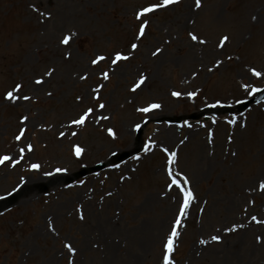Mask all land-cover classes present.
<instances>
[{
  "label": "rangeland",
  "instance_id": "rangeland-1",
  "mask_svg": "<svg viewBox=\"0 0 264 264\" xmlns=\"http://www.w3.org/2000/svg\"><path fill=\"white\" fill-rule=\"evenodd\" d=\"M158 3L0 0V264H163L182 199L168 168L194 196L173 264H264V223L252 220L264 221V100L243 102L264 87V0H179L136 18ZM117 52L129 59L113 65ZM18 83L20 98L4 99Z\"/></svg>",
  "mask_w": 264,
  "mask_h": 264
},
{
  "label": "snow or ice",
  "instance_id": "snow-or-ice-1",
  "mask_svg": "<svg viewBox=\"0 0 264 264\" xmlns=\"http://www.w3.org/2000/svg\"><path fill=\"white\" fill-rule=\"evenodd\" d=\"M178 2H179V0H162V3H158V4H155V5H150L148 7L143 8L142 10H140L137 13L136 18L139 20L142 16H144L147 13L153 12L156 8L165 7L167 5L178 3ZM196 7L197 8L200 7V0H196ZM146 26H147V21H145V22H143V23H141L139 25V36L137 37L138 39L144 35ZM73 35H75V34L73 33ZM188 35H189L190 39L192 41H194V42H198L200 44H205L206 43L205 40H198V37L195 34H193L192 32H189ZM70 40H71V36L66 35V36L63 37V39L60 41V43L63 44V45H68ZM227 40H228L227 36L221 37L220 40H219L218 47L222 48L225 45V43L227 42ZM131 47H132L133 50H135L138 47V45L133 43L131 45ZM159 51H160V49H157L156 52L153 53V55H156ZM104 59H106L104 56H97L96 58L92 59L91 64L95 66V65L98 64V62H100V61H102ZM127 59H129L128 56H124L121 53L117 52L115 54V57L112 59V64L115 65V64H117L118 61L127 60ZM221 63H222L221 61L217 60L215 66L219 67V65ZM208 70L212 71L211 68L208 69ZM53 71H54L53 69H49V71L46 72L45 75L51 76ZM250 71L252 72V75H254L256 77H260L262 75L259 71H256L255 69H250ZM102 76H103V79H105V80H107L109 78V75H108L107 72L102 73ZM86 78H87L86 76H81L80 77L81 80L86 79ZM144 79H145V77L143 75H141L140 81L137 83V85L135 87H139L140 84H142L144 82ZM43 82L44 81L42 79H36L34 81V83L36 85H41V84H43ZM135 87L132 89L133 91H135ZM21 88H22L21 84H19V83L16 84L11 91H8L5 94L4 99L15 101L16 99L20 98V97H17L14 93L19 92ZM92 91H93V93H97L99 91V89L98 88L97 89H93ZM51 94H52L51 92L47 93V95H49V96ZM249 94H251V92H249ZM171 95L173 97H179L181 95V93L173 91L171 93ZM195 95H196V93H194V92L188 93L189 97H192V96H195ZM22 99L29 100L30 97L29 96H23ZM80 99H81L80 97H77V100H80ZM92 99L93 100H97V99H99V97L97 95H93ZM104 107H105L104 104H99V108L100 109H103ZM160 107H161V105L153 103V104L149 105L148 107H144V108L138 109V111H140V112H149V111H151L153 109H158ZM93 110H94L93 107L86 108V110H84L82 112V114H80L77 118H74L71 121V123L74 124V125H78V126H84L86 121H87V119H88V117L93 113ZM102 118L103 119H109V117H107V116H104ZM26 119H27V117H24L23 120L21 121V123H23L24 120H26ZM235 122H236L235 119H232V120L228 121L229 124H235ZM214 123H215V121H214ZM137 127H139V126H137ZM241 127H244V125H241ZM24 131H25V129H23V128L20 129V135L16 136L17 140H20L21 136L24 134ZM72 134L76 135L75 132H73ZM108 134L110 136H113V137L115 135L111 128L108 129ZM61 135H63V133H61ZM211 135H212V133L210 132L209 136L211 137ZM29 150H31L30 146H29ZM21 151H23V149ZM81 151H82V149H80L79 147H76L75 152H76L77 156L80 155ZM162 151H164L166 153V155L168 156L167 163L169 165L174 164L175 163V157L177 155L176 152H169V150L166 149V148L162 149ZM233 155H235V153H233ZM9 159H10V157H8V156L0 157V164L4 163L5 161H7ZM38 167H39L38 165H35V164L32 165V168H34V169L38 168ZM167 171H168V175L170 177H172L171 183L169 184V188H172L173 186H175L177 189H179V194H180V196L182 198L181 202H180V205H179V214L176 216L175 223L173 224V226L171 228L170 234L168 235L166 242L163 244V249H164V251H163V264H173V261L170 259V254L173 251L174 238L178 236L177 226L180 225L181 218L186 215L187 209H188L190 203L193 201L194 196H193L192 191L187 187L189 181L187 180L186 177L181 176L180 173H176V175L173 176V174L171 172V168H168ZM260 188H261V190H264V182L260 183ZM80 219H83L82 215H81ZM252 220L256 221L258 223H264V221H258L256 216H253ZM228 230L235 231L236 229L232 228V229H228ZM219 239H220L219 236H213L212 237V240H214V241H219ZM257 241L258 242L260 241V237H257ZM200 242L204 243L203 240L200 241ZM64 247L70 253L75 254L76 250L71 246L70 243H65ZM69 264H73V261L70 260Z\"/></svg>",
  "mask_w": 264,
  "mask_h": 264
},
{
  "label": "bare ground",
  "instance_id": "bare-ground-1",
  "mask_svg": "<svg viewBox=\"0 0 264 264\" xmlns=\"http://www.w3.org/2000/svg\"><path fill=\"white\" fill-rule=\"evenodd\" d=\"M169 130H167V132H166V134H167V137H166V139L165 140H169V139H171L173 136V128H168ZM44 180V179H43ZM25 184V183H24ZM15 193V192H14Z\"/></svg>",
  "mask_w": 264,
  "mask_h": 264
},
{
  "label": "water",
  "instance_id": "water-1",
  "mask_svg": "<svg viewBox=\"0 0 264 264\" xmlns=\"http://www.w3.org/2000/svg\"><path fill=\"white\" fill-rule=\"evenodd\" d=\"M264 95V91H261V93H260V95L258 96V97H256V98H259V97H261V96H263ZM124 156H126L125 154H124ZM101 165H97V167L96 168H98V167H100Z\"/></svg>",
  "mask_w": 264,
  "mask_h": 264
}]
</instances>
